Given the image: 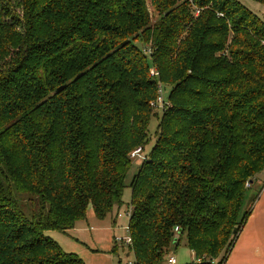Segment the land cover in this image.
<instances>
[{
    "label": "trees",
    "instance_id": "16d2710c",
    "mask_svg": "<svg viewBox=\"0 0 264 264\" xmlns=\"http://www.w3.org/2000/svg\"><path fill=\"white\" fill-rule=\"evenodd\" d=\"M150 68L169 95L130 183L133 264L182 237L189 264L225 263L261 189L246 198L264 170V22L237 0H0V264H85L47 233L122 206L157 116Z\"/></svg>",
    "mask_w": 264,
    "mask_h": 264
},
{
    "label": "rangeland",
    "instance_id": "374dc122",
    "mask_svg": "<svg viewBox=\"0 0 264 264\" xmlns=\"http://www.w3.org/2000/svg\"><path fill=\"white\" fill-rule=\"evenodd\" d=\"M237 1L240 2L244 7H246L249 11H251L253 14H255L264 22L263 5L253 0H237ZM148 10L150 15H154V12L149 5H148ZM141 48L143 49L144 47L141 46ZM144 51L146 54L147 53L146 49ZM162 94H163L162 98L164 104L167 105L168 95H169V88L167 86H162ZM153 111L156 112L157 116H153L149 122L148 143L144 147V150H142L143 155L145 156L148 155L152 146L155 143L156 135H157V126L161 117V111H158L157 108L154 107H153ZM140 164L141 161L138 159L131 160V165L127 171L125 178V188L122 196L123 204L119 209L114 208L112 213L103 220H98L96 218H93L91 220L90 218L93 216L91 214L90 209L87 212L86 222H88L89 224L88 231L90 227L97 228L96 231L94 230L95 232L92 231V238L96 237L98 239L97 248L99 252L97 254L96 252H94L93 255L94 257L92 258L93 259L92 264H133L134 262L133 255L132 252L129 250V247L125 246L122 243H117L114 245L113 236H115V238L128 236L127 224L131 210V208L128 206L130 202V194H131L130 183L133 177L136 175ZM263 184L264 182L261 183L259 181L254 182L251 190L247 191L246 198L250 194V192H253L254 194L255 191H257L259 188L263 186ZM117 214L120 215V217H117ZM183 240L184 238L181 239V241L176 247H172L171 249L172 252L170 255L175 257L178 264H189L191 263L190 252L186 246L185 241ZM113 246H116L115 252H111Z\"/></svg>",
    "mask_w": 264,
    "mask_h": 264
},
{
    "label": "crops",
    "instance_id": "0c3cea01",
    "mask_svg": "<svg viewBox=\"0 0 264 264\" xmlns=\"http://www.w3.org/2000/svg\"><path fill=\"white\" fill-rule=\"evenodd\" d=\"M257 181L264 182V170L257 176ZM251 188L252 186L249 190ZM252 194L253 192H250V195ZM91 214L93 217L90 219L92 220L95 217L92 211ZM88 227V222L84 220V222H77L67 234L56 232H48L47 234L65 252L74 253L85 264H92L94 252L96 254L99 252L97 248L98 239L96 237L92 238V231L95 232L97 228L90 227L88 231ZM113 237L115 238V236ZM183 241H185V238ZM113 244L115 245L114 241ZM171 249L169 255L172 252ZM189 252L192 262L193 253L190 250ZM224 264H264V184Z\"/></svg>",
    "mask_w": 264,
    "mask_h": 264
},
{
    "label": "built area",
    "instance_id": "2783aa9c",
    "mask_svg": "<svg viewBox=\"0 0 264 264\" xmlns=\"http://www.w3.org/2000/svg\"><path fill=\"white\" fill-rule=\"evenodd\" d=\"M147 55L150 54V51L147 50ZM149 74L152 78H155L157 80V72L154 68H150V71H149ZM162 84L161 82H159L157 80V97H156V100L154 101V103H152V107L154 108H157V110H162L164 109V107L166 106L164 104V101H163V98H162ZM130 160H133V159H138L140 160L141 162H143L145 159H146V156L143 155V151L141 148H137L135 150H133L131 153H130V156H129ZM117 217H120V215L117 214ZM178 232V229L175 228L174 229V233H177ZM114 242L115 244L117 243H122L124 244L125 246L127 247H130L131 246V239L129 236H126V237H116L114 238ZM192 261H195V262H200L201 260L200 259H193ZM160 264H177V261L175 259V257L171 256V255H168Z\"/></svg>",
    "mask_w": 264,
    "mask_h": 264
}]
</instances>
